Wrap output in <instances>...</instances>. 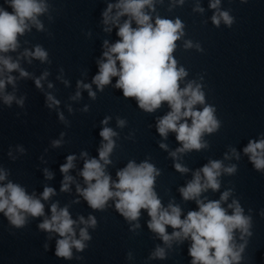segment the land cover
Instances as JSON below:
<instances>
[{"label": "clouds", "instance_id": "clouds-1", "mask_svg": "<svg viewBox=\"0 0 264 264\" xmlns=\"http://www.w3.org/2000/svg\"><path fill=\"white\" fill-rule=\"evenodd\" d=\"M241 2L245 3L247 0ZM158 3L163 4L164 0H116L115 3H107L106 9L102 12V22L105 25L103 30L111 33L115 27L119 39L112 44L104 40L105 50L102 59L97 61L98 73L93 77L91 84L78 80V91L71 99H79L81 97L79 89L83 88L88 91L90 98L96 100L97 95L92 90V84H95L97 90L102 93L106 86L112 84V78L117 77L113 87L122 90L124 98L134 99L144 112L153 113L166 103L170 111L157 119L156 130L165 140L169 132L176 134V140L181 147L170 151L169 156L174 161L175 170L185 174L190 169L176 161H179L183 154L193 150L197 152L207 150L210 145L204 137L206 134L218 132L221 121L215 115L216 108L206 103L202 84L190 80L181 87V82L189 73L184 66H178L174 53L178 47L177 42L185 36L186 26L179 17L175 19L161 17L156 12ZM184 3L185 0H169L168 10L172 11ZM220 5L221 0H210L209 7L215 10L211 22L217 28L222 22L231 28L235 23V17L229 10H221ZM51 9L49 0H3V5H0V97L5 105L11 106L14 100L20 106L24 104V98L17 100L14 93L6 91L9 84L14 89L16 87L17 77L11 73L19 72L20 78L31 76L21 67V58L27 59L29 64L33 59L41 63H50L49 53L39 44L34 46V50L25 48L16 59L5 54L16 52L21 46L19 37L30 33L33 27L39 32H44L45 25L40 17L47 15L51 20ZM193 11L203 13L204 9L197 2ZM153 13H156L155 17ZM122 17L125 19L121 22ZM183 47L185 50L192 47H196L198 51L203 50L198 43L194 45L191 40H184ZM49 75L50 73L45 70L40 77L35 78L36 87L43 89L42 81ZM63 83L67 85L68 81L63 80ZM52 87L53 84L49 83L48 88ZM45 95L48 108L59 105L60 101L51 93ZM197 105H203L202 109H198ZM69 111H72L71 107ZM83 111H88V106H85ZM59 118L61 121L65 120L62 113ZM110 119L108 116L101 121L104 127L99 132L102 138L98 149L99 158L89 157L86 151L80 153L84 163L79 175L86 186L76 184V192L87 205L93 210L105 211L109 201H113L114 210L131 224L132 231L140 228L141 210H146L150 217L147 222L148 229L166 246L157 245L149 259L164 260L167 258L166 249H171L174 241L183 243L184 240H190L188 254L191 257V264H242L249 238L253 235L252 216L245 215L244 208L237 199H233L227 207L223 206L232 195V189L225 190L218 200L201 198L202 193L209 189L213 192L218 191L221 188L222 174L234 175L237 172V165L225 166L222 160L210 159L207 164L195 170L192 179L178 191L184 201H195L198 210L188 211L182 218V208L174 200H170L167 207L162 204L155 190L161 169L148 159L139 164L130 160L125 167L117 170V179H112L106 169L112 164L110 157L117 146L114 138H118L119 133L107 126ZM125 125L126 120L117 117V127L123 128ZM64 135L61 133V137ZM61 144L62 140L52 141L53 147H60ZM159 147L168 150L166 143H160ZM19 151L23 153L25 150L20 148ZM230 152L231 156L228 153L224 154L225 160L232 157L240 159L235 148H230ZM243 153L248 156L255 170L264 173V133L260 134L259 139H249ZM8 154L12 156L11 151ZM76 159L75 155H68L66 162L60 165L59 170L63 174L61 192H70V184L74 182V177L69 175V172L75 167ZM8 175L9 172L0 167V213H3L9 224L19 229L26 226L29 217H44L38 224L39 230L56 233L60 237L55 242L56 257L72 260L73 248L77 252H84L88 247L85 242L92 239L88 228L97 227L96 217L89 215L85 219L81 215L78 219H73L68 205L60 207L58 202L51 204V215L46 216L45 204L42 201L54 196L55 189L45 186L38 198L35 193L29 194L19 183L10 180L2 183L7 180ZM44 176L48 180L53 179V173L47 168L44 169ZM74 203H79V200H75ZM251 211L249 209V213ZM260 215L264 217V210H261ZM79 225L83 227L79 228V238H76V228ZM168 227L173 230L170 234L167 231ZM237 232L240 233L241 243L237 242ZM48 239H52L51 235ZM44 247L48 250L49 246L45 244ZM75 258L83 259L80 256ZM131 258L132 254L129 252L128 259Z\"/></svg>", "mask_w": 264, "mask_h": 264}]
</instances>
